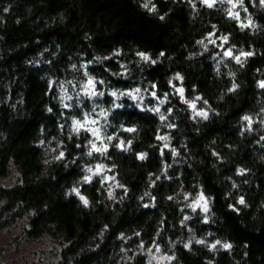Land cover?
I'll return each mask as SVG.
<instances>
[{"label":"trees","instance_id":"1","mask_svg":"<svg viewBox=\"0 0 264 264\" xmlns=\"http://www.w3.org/2000/svg\"><path fill=\"white\" fill-rule=\"evenodd\" d=\"M230 7L0 0V179L14 172L0 185V229L22 219L27 238L47 235L58 245L53 264H146L151 248L175 257L164 264H264V0L237 3L239 19ZM89 76L95 97L83 92ZM61 88L70 100L61 102ZM136 88L143 99L120 95ZM180 88L185 100L201 97L194 109ZM85 114L106 153L89 157L88 142L101 141L87 129L72 132V118ZM121 141H132L128 151L116 147ZM97 164L106 167L86 183V168Z\"/></svg>","mask_w":264,"mask_h":264},{"label":"clouds","instance_id":"2","mask_svg":"<svg viewBox=\"0 0 264 264\" xmlns=\"http://www.w3.org/2000/svg\"><path fill=\"white\" fill-rule=\"evenodd\" d=\"M203 2H204L205 4H207L209 7H211L212 4L214 3V0H203ZM227 2L231 5V7L228 8V9L226 10V11H227V14H228L229 16H232V17L236 18V19H239V14L236 13V12H234L233 9H235L237 3H239V4L242 5V4H243V0H236L235 3L233 2V0H227ZM144 7H147V5H144ZM153 10H154V8H153ZM160 19L163 20L164 17L161 16ZM249 23H251V17H249ZM224 39L227 40V37H225ZM212 42L214 43V41H212ZM197 43L203 44V41H197ZM204 47H205V49H206V48H207V45H204ZM163 54H164L163 52L160 53L161 56H162ZM246 54H247V55H251V53H242V55H246ZM138 55L141 57V59H143V60H145V61H147V60L150 58L149 55H148L147 53H138ZM225 55H230V53H225ZM97 59H99V57H97ZM235 59H236V61H237L238 63L240 62L239 57H236ZM153 63H155V61H153ZM73 67H75V66L73 65ZM121 67H124V66L121 65ZM218 68H219V66L217 65V75H219ZM85 75L88 76V73L85 72ZM229 75L232 76V75H234V74L230 72ZM175 78H176V79L183 80V77H182L179 73L176 74V77H175ZM100 83H103V81H100ZM169 83H171V81H169ZM261 86L264 87V83H262ZM82 87H83V92H84V94L87 95V96H89V97H95V96L98 94V93L94 90V88H95L94 78L91 77V76L88 77L87 82H86ZM237 87H238V85L233 84L232 87L229 89V91H233V90H235ZM178 91H179V93H180L181 100H182L184 103L188 104L190 108H193V109H194V108H195L196 100L201 99L200 96H197L194 100H185V99H184V89H183V88H180V89H178ZM99 95L102 97V96H103V92H100ZM110 95L113 96L114 98H117V99L119 98V97H118V94H117V91H112V92L110 93ZM120 95H129V96H131V98H132L133 100H136L138 96H139L141 99H143V97L141 96V89H140V88H136V89H134L133 92H131V93H120ZM152 95L155 96V92H153ZM65 99L70 100L71 97L67 95V92H66V89H65V88H61V102H63V100H65ZM166 99H167V94H165V98H164V99H161V100L159 101V104H160V105H163V104L165 103ZM205 103H207V101H205ZM63 106H64V107H69V105H63ZM118 106H119V105H116V104L113 105V107H118ZM96 107H97L96 105L93 106V111L96 110ZM47 111H48V112H51V109L48 108ZM152 111L155 112V113H157V114L159 115V119H160L161 121H164V120L166 119V116L164 115V113H162V112L160 111V108H159V107L153 108ZM169 112H171V109H169ZM108 115H109V111H108L107 109H105L103 106H100L99 116H100V117H104V118H106ZM194 115H199V116L203 117L204 119H207V118H208V116H207V112H204V111L196 112V113H194ZM242 119H243V120H247V121H249V125H250L251 122H252L251 119H250V117L247 116V115H245L244 117H242ZM96 123H97V121L91 119L89 114H85V118H84L83 121H80V120L76 119L75 117L72 118V128H71L72 132L79 134V132H80L81 129H87L88 131H90V132L92 133V135H93L94 137H96L97 140H100V141H101V144H100L99 147L97 146V144H96L94 141H91V140H90V141L88 142V143L91 145V147L89 148V150H88V152H87V155H88L89 157L92 156L93 152L106 153V152H107V149H108V144L103 143V139H104V137H103V135H102L101 129L98 128V127H89V125H95ZM168 127H173V125H168ZM127 131H128V132H134V131H136V129H135V127H133V128H129V129H127ZM112 139H113L112 136H108V137H107V140H108L109 142H110ZM160 139L166 141V143H165V147H167V146H168L167 141L169 140V137H167V136H163V137H160ZM131 143H132V141H129V142H128V146H125V145H124V142L121 141L120 144H118L116 147H117V148H123L125 151H128V150H129V147H130V145H131ZM39 144H40V145H43V144H44V141L41 140V141L39 142ZM53 151H54V150H53ZM176 154H177V153H176L175 149H173V156H175ZM64 155H65V153H64L63 151H61V152L59 153V155L53 157V159H54V160H60V159H62V158L64 157ZM141 156H143V158H145V157L147 156V153H143ZM143 158H142V159H143ZM50 162H51V161H45V163H50ZM105 167H106V165H104V164H97V165L95 166V170H93L92 167H87V168H86V171H87L88 173H91V175H86V176H84V177H83L84 181H85L86 183L91 182V180H92V178H93V175H96V174L102 172V171L104 170ZM238 171L242 173L244 170H243V169H239ZM105 178L107 179V177H105ZM112 179H115V178L113 177ZM117 186H121V187H122V185H117ZM234 187H235V185H234ZM71 191H72V192H75L76 195L79 196L80 200L84 203L85 206L88 205V203H89L88 199H86L84 196H81V195H80V193H79V189H77V188H73ZM108 195H109V198H112V197H113V193H112L111 191H109ZM146 195H147V193H146ZM203 199H204L203 196H201V197L199 198V200H203ZM199 200L197 201V203H199ZM241 200L243 201V203H241ZM239 203H241V204H244V203H245L243 197L240 198ZM193 209H195V205H193ZM203 210H204L205 212L208 211V207H207V204H206V203L203 205ZM185 219H189V218L186 217ZM206 220H207V218H206ZM196 242H197L198 244H204V243H205V241L202 240V239L197 240ZM190 243H191V241H189L188 244H185V248H186V249L189 248ZM220 243H221V241H219V240L216 241V244H220ZM216 244L211 245L210 250H214L215 247H216ZM232 247H233V245H232L231 243H223V244H222V248H223L224 250H229V251H230ZM245 247H247V245H245ZM157 251H159V249H157ZM174 258H175V257H171V256H170V257H166V259H168V260H172V259H174ZM159 259H165V257H160Z\"/></svg>","mask_w":264,"mask_h":264},{"label":"rangeland","instance_id":"3","mask_svg":"<svg viewBox=\"0 0 264 264\" xmlns=\"http://www.w3.org/2000/svg\"><path fill=\"white\" fill-rule=\"evenodd\" d=\"M13 174L14 172L1 178L0 185L10 182ZM199 203L204 205L203 200H199ZM26 236L22 219L0 229V259L3 264H53L56 261V242L47 235L35 239ZM157 249L151 248L146 252V264H164L167 261V256ZM160 257L165 259H159Z\"/></svg>","mask_w":264,"mask_h":264},{"label":"snow or ice","instance_id":"4","mask_svg":"<svg viewBox=\"0 0 264 264\" xmlns=\"http://www.w3.org/2000/svg\"><path fill=\"white\" fill-rule=\"evenodd\" d=\"M247 55V54H246ZM141 158H143V156H141ZM241 203H243V201L241 200Z\"/></svg>","mask_w":264,"mask_h":264}]
</instances>
